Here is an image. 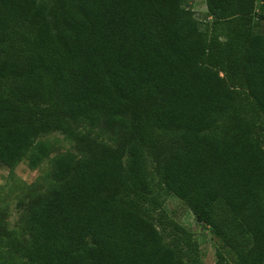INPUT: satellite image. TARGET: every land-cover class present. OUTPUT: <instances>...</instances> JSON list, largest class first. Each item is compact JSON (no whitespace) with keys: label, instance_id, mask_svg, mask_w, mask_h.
Wrapping results in <instances>:
<instances>
[{"label":"trees","instance_id":"trees-1","mask_svg":"<svg viewBox=\"0 0 264 264\" xmlns=\"http://www.w3.org/2000/svg\"><path fill=\"white\" fill-rule=\"evenodd\" d=\"M258 4L0 0V166L30 152L36 167L54 131L82 153L55 158L54 184L27 207L29 240L0 229V264H199L169 193L212 227L217 264H264Z\"/></svg>","mask_w":264,"mask_h":264},{"label":"rangeland","instance_id":"rangeland-1","mask_svg":"<svg viewBox=\"0 0 264 264\" xmlns=\"http://www.w3.org/2000/svg\"><path fill=\"white\" fill-rule=\"evenodd\" d=\"M197 13L207 9L206 0H190ZM261 0H259V4ZM75 127L88 135L97 136L101 140L114 144V134L104 128L91 127L80 123ZM47 142L50 148L49 154L36 166L29 163L30 152L15 166H0V229L5 228L14 231L21 241L29 240L26 227V211L32 197L47 191L55 182L53 169L55 158L61 154L79 157L82 155L76 141L67 137L61 131H54L37 139V142ZM149 169L154 184L159 182L154 172L155 164L149 158ZM165 206L169 215L190 230L199 242L202 261L199 264H217L216 249L218 240L211 226L197 221V218L189 206L176 195L164 194ZM0 236H3L0 233ZM188 264H193L188 262Z\"/></svg>","mask_w":264,"mask_h":264},{"label":"water","instance_id":"water-1","mask_svg":"<svg viewBox=\"0 0 264 264\" xmlns=\"http://www.w3.org/2000/svg\"><path fill=\"white\" fill-rule=\"evenodd\" d=\"M198 221H199V222H201V221H202V219H201V218H198Z\"/></svg>","mask_w":264,"mask_h":264}]
</instances>
